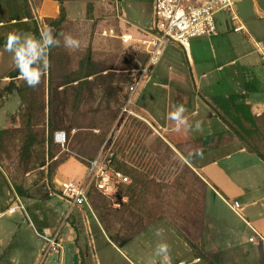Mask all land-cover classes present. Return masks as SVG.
I'll list each match as a JSON object with an SVG mask.
<instances>
[{"label":"rangeland","instance_id":"1","mask_svg":"<svg viewBox=\"0 0 264 264\" xmlns=\"http://www.w3.org/2000/svg\"><path fill=\"white\" fill-rule=\"evenodd\" d=\"M42 1L0 0V130L7 131L0 144V171L7 182L0 188V210L3 212L17 200L15 186L23 190L25 197L31 189L34 190L36 208L54 212V218L47 219L55 229L58 228V237L69 222L73 227L72 237H75L73 243L76 246L84 243L89 248L86 264H128L127 258L134 262L141 260L142 264H204V259L197 257L199 250L217 264H264V248L261 253L257 248L259 242L254 245H247L248 242L240 244L241 239L234 237V229L231 228H241V236H247L249 230L236 214L227 209L219 196L205 187L192 169L191 160L183 156H191L189 150L194 149L193 153L203 151L206 145H195L190 140V143L183 142L182 146L174 144L169 136L159 134L157 123L144 112L146 93L153 95L150 92L154 90L152 75L158 70L154 77L158 80L167 78L168 65L178 72L170 81V85L176 87L169 91L170 104L189 101L191 96H196L186 73L188 64L185 54L176 42L164 46L152 68L151 79L137 89L134 97L138 96L139 100L133 109L137 120L120 118V115L118 119L126 89L119 79L121 75H131L138 69L144 45L139 41L142 37H135L137 41L131 44H123L118 39L102 36V28L112 24L111 18L116 16L113 9L115 1L116 10L124 18L122 21H130L122 22L123 25L134 30H137L133 27L135 24L146 28L147 22L152 19L153 0H68L72 4L65 6L63 0L59 12L62 8L65 18L59 25L55 22L59 12L52 24L49 17L40 16ZM257 2L264 3V0ZM242 3H250L251 6V0L236 1L238 13ZM214 19L216 34L192 38L190 50L193 68L197 73L206 72V78H199L200 87L194 91L197 93L198 90L201 103L210 102L217 107V99L224 101L227 98L222 95L227 93V33L246 40L248 50L252 46L242 32L228 31V10L217 11ZM57 28L60 32L56 34ZM35 29L40 35L51 30L61 40V45L49 51L50 66L41 77L40 84L32 88L19 76L12 53L7 52L4 46L10 32L35 36ZM61 33L78 38L80 49L70 51L63 47ZM83 73L93 74L87 77L80 95L72 88L76 82L61 85ZM51 93L54 94L52 117L54 122L63 126L57 131L65 132L64 145L57 144L54 137L52 143L48 140V100ZM165 94L159 99L160 104L165 103ZM203 106L202 103L203 111L200 110V113H209L210 110L205 112L208 108ZM219 125L218 120H213L214 127ZM109 135L111 142L116 138L118 157L123 162L134 163L138 167L136 169L144 173L141 184L136 182L137 186H133L132 190L127 188L130 184L118 188L110 196L93 193L90 208H82V212H78L70 223V219L64 218L69 206L67 201L46 198V182L51 185L59 165L70 157L86 163L99 147L100 139L104 140ZM42 139V142H36ZM30 142L33 143L25 152L23 146ZM50 152L53 157L49 156ZM76 173L74 170L71 174ZM70 212L75 213L76 209L72 208ZM22 216L24 221L20 228L31 238L34 231L29 227L27 217ZM6 217L2 215L1 219ZM157 229L162 230L160 236L156 235ZM38 231L43 233L41 229ZM34 241L44 243L41 238ZM161 242L169 245L167 262L155 254L156 246ZM63 244L67 246L66 242ZM39 254L34 264L59 262L57 251L44 256L42 252Z\"/></svg>","mask_w":264,"mask_h":264},{"label":"crops","instance_id":"2","mask_svg":"<svg viewBox=\"0 0 264 264\" xmlns=\"http://www.w3.org/2000/svg\"><path fill=\"white\" fill-rule=\"evenodd\" d=\"M67 4L70 5L72 2L64 0V6ZM249 4L250 3L240 4L239 13L234 5V12L237 15L238 21H233L231 19V13L228 11V31L232 30L233 33L242 32L243 36L250 42L252 48L251 50H248L245 45L247 41L242 37H237L232 35V33L228 35L227 33V39L230 43L227 45L229 53L227 54V62H225V65L227 64V93L222 95L227 97L230 95H240V98L236 100V103L248 106L249 111L253 116L264 118V3H259L257 0H251V6ZM59 6L60 2L58 0H43L39 7L41 13L40 16H45L46 18L49 17L51 19L49 20V23L52 24L53 18L59 12ZM113 9L116 12V16L111 18L112 24L102 28V36L118 39L123 44H131L133 41H137L135 37H142L141 40L138 39L140 42L149 38L154 19L153 7L151 9L152 19L147 22V27L142 28L135 24L133 27L137 30L130 29L129 27H126V25H123L122 22L128 23L130 21L128 19L122 21L124 18H122L121 14L116 10V1ZM68 18L70 20L73 19L72 17ZM238 25H241L243 29L234 31L233 28ZM214 34H216V32ZM122 36H125L127 40L124 41ZM177 46L181 51L183 50L185 54L188 64L186 73L189 76L193 93L196 96H191V100L189 101L186 99L183 102L180 101L176 104H170L168 99L169 91L172 89L175 90L176 88L170 85V81L174 74L178 72L175 70V67L168 65L166 71L167 78L158 80L156 76L154 77L155 73H158V70H156L152 75L154 78H150V73L146 82H144L147 83L150 78L152 80L151 85L154 87V90L150 91L153 92V95L150 96V93H146L147 95L144 102L147 104L145 105L146 108L144 112L151 120L157 123L156 125H158L159 134L162 133L164 136H169L174 144L182 143L183 145V142L190 143L201 138V136L204 137L219 132H226L228 128L221 119L216 116L214 111L209 109V105L205 104L204 101H202V103L205 106L202 108H208V111L205 112H209V110L210 112L200 113L203 111L201 109L202 103L200 102L198 90V94L194 90L200 87L201 82L199 78H206L204 77L206 76V72L197 73L193 68L191 47L185 49L178 43ZM143 51L145 52L144 46ZM89 55L90 54H88V56ZM220 67L221 66L218 68ZM138 69L133 71L134 73L131 74L132 78L137 73ZM165 93L167 94V99L164 104H160L159 99L162 98ZM137 100H139V98L138 96H135L134 104L131 107L133 112ZM176 105H184L186 107L187 111L185 116L190 124L194 125L195 122L203 119L200 121L203 123L202 131L195 132L188 129H182L179 132L175 131V123L168 119V113L172 111L173 107ZM134 115L137 116L136 113H134ZM213 120H218L221 125H219L218 128L214 127ZM209 125H211V127ZM262 132L264 133V130ZM173 136L177 139H174ZM166 141L168 142V140ZM261 148V151L264 153V144H261ZM193 150H189L188 152L191 154V167L197 174L198 178L208 190L213 191L215 195L222 199L227 209L236 214L242 220V223L247 230H249L247 236H241V228H231L234 229V237L236 236L241 239L240 244L245 245V243L248 242L246 243L247 245H254L255 242H250L248 240L250 236L258 233L264 237V160L258 157L255 153L248 151L239 141L225 143L221 147L212 148L203 152L202 155H193L199 152L193 153ZM92 159L90 158L86 163H82L75 158L70 157L62 162L52 179V184L47 185L46 182L45 187H47V192L45 194H48L46 198L50 200L57 199L58 202L63 201L64 199L58 194L60 184L69 180H82L85 176L89 162ZM72 170H75V172L77 171V173L75 175L71 174L73 172ZM26 196L27 197L24 196V192L22 195L16 196L18 202L16 200L10 204V207H14L13 211H9L8 208L3 212L0 210V264H34L40 256L39 252H42V256H44L53 251L50 250L45 252L46 242L41 235L50 236L56 232L58 233V236L60 234L58 228L55 229L56 227L52 225L50 220H48L54 218V212L50 209L36 208L37 199L34 197V190L31 189L29 195ZM225 201L228 203L237 201L240 208L235 212ZM88 203L89 205L74 207L76 212H69L68 215L65 214L64 218L70 219V223H72L75 216L79 214L78 212H82V208H90L89 199ZM61 211L63 212L64 210ZM29 214L34 217V222L37 226L31 220ZM2 215H6L7 217L1 219ZM22 215L27 217L29 227L34 231V233L31 234V238L20 228L24 221ZM84 216L88 217V214H85ZM20 218L22 219L21 221L19 220ZM71 225L72 224H69L68 222L65 231L61 234L62 236L60 235V237H58V241L61 245V251L60 249L57 251L60 255L58 264H86V258L88 256L87 250H89V248L84 243L83 245L81 244L77 246L73 243V238L75 237H72L73 227ZM26 228L29 232L31 231L28 227ZM99 228L101 230L103 229L100 225ZM38 229H41L43 233H40ZM227 230H229V226H227ZM86 234H88L87 231ZM133 234L135 235L136 232ZM34 238H41L44 240V243L41 244L39 241H34L38 240ZM64 242H66L67 246L63 244ZM258 244L260 245H258L257 248L262 253L264 243ZM69 245H71L70 248ZM127 260L128 264H142L140 262L141 260L138 262L131 261L128 258Z\"/></svg>","mask_w":264,"mask_h":264},{"label":"built area","instance_id":"3","mask_svg":"<svg viewBox=\"0 0 264 264\" xmlns=\"http://www.w3.org/2000/svg\"><path fill=\"white\" fill-rule=\"evenodd\" d=\"M237 0H154L153 1V22L151 34L147 40L142 41L147 54V61L138 69L128 87V95L121 109L120 115L132 114L131 107L134 104V95L137 89L146 82L153 66L157 63L162 50L169 42H176L183 48H190L192 38L209 36L216 32L214 14L225 9L231 13V19L238 21L234 12V5ZM243 29L241 25L235 26L234 31ZM124 41L127 40L122 36ZM54 141L64 145L66 135L64 131H55ZM111 135H109L95 157L89 162L88 172L82 180H69L62 182L58 188V194L68 203V215L74 207L89 205L87 190L90 183L106 196L113 194L121 184L130 182V178L113 166L114 151L111 148ZM230 208L237 212L240 205L237 201L227 202ZM13 211L14 207L8 208ZM47 245L45 252L50 250L58 251L61 245L58 241V233L53 235H41ZM250 242L264 243V237L255 233L248 238Z\"/></svg>","mask_w":264,"mask_h":264},{"label":"trees","instance_id":"4","mask_svg":"<svg viewBox=\"0 0 264 264\" xmlns=\"http://www.w3.org/2000/svg\"><path fill=\"white\" fill-rule=\"evenodd\" d=\"M58 1L60 2V6H61V1H63V0H58ZM64 18L65 17L63 15L62 8H60L59 17L55 20L56 24L59 25L60 23H62L64 21ZM59 32H60V29L57 28L56 34ZM34 35L38 39L40 38V33L38 32L37 29L34 30ZM142 54H143V57L141 59V64L138 68H140L142 65H144L146 60H147V55L143 50H142ZM89 58H90V55L88 56L87 59H89ZM91 74H93V73H84V74L77 75L74 78H70L66 82L62 83L61 85L68 84V83L72 84V83L76 82V84L72 85V88L78 92V95H80L84 85L88 81L87 77L91 76ZM121 76L122 77L119 80H120V82H122L126 86V89H125V93L121 99V104L119 106L118 119H119L121 109L124 105L125 99L128 95V86L130 85L131 78H132L131 77L132 75H130V74H125V75H121ZM65 94H66V92H65ZM53 95L54 94L51 93L49 100H48V109H49L48 111H49V113H48V119H47V127H48V134H49V136H48L49 143L53 142L54 131L63 127L60 124V122H58V123L54 122V119L52 117V113L54 110ZM239 98H240V95H230L226 99H224V101H226V102H224L220 99H217L219 101V105L217 107L214 104L207 101V102H209L207 104L211 107V109L214 111L216 116L219 119H221V121L227 126L228 130L226 132H219V133H215L212 135H207V136H204V137H201V138H198V139L192 141L191 143L195 144V145H198V144L206 145V147L203 149V151L201 150L199 153H203V152H206L212 148L220 147V146L224 145L225 143H230V142L238 140V141L242 142V144L244 145V147L248 151L255 153L258 157H260L264 160V153L261 151V149H262L261 144H264V133L262 132L264 130V118L253 116L250 113L248 106L236 103V100H238ZM116 117H117V115H116ZM122 117H125V118L127 117L126 119L132 118V119L137 120V117H135L133 115H125V114L120 115V118H122ZM6 133H7L6 130H0V144H1L3 137ZM98 138L99 137H97V140H98ZM105 139L104 140H103V138L100 139V141H99L100 145L98 148H96V151H95L94 155L91 157V159L95 157L96 153L98 152V150L100 149V147L104 143ZM42 141H43V139L41 141H36V142H42ZM31 143H33V142H30L28 144L25 143V145L23 146V150H25V152H28V148L31 146ZM179 146H182V143L179 144ZM177 147H178V145H177ZM111 148L114 151V156H113L114 168L125 173L129 178L130 177L132 178V180L130 178L129 183L121 184L119 189L127 187L130 184L127 188H129V190H132L133 186H137V183L141 184L140 180L144 176V173L137 170L138 167H136V165L134 163H130L128 161L123 162L118 157L119 156V149H118L116 138H114V140L112 141ZM49 156L53 157V153L50 152ZM183 156L187 160L191 159V156H186L184 154H183ZM58 162L59 161H57L56 163H58ZM55 165H58V164H55ZM50 169L52 171V166ZM131 171H133V172H131ZM136 174H138L139 176H136ZM49 178L51 179V175L49 176ZM50 183L52 184V181H50ZM5 185H7V182L4 179V177L0 171V188L2 186H5ZM15 189H16V192L18 195L23 194V190L20 187L15 186ZM96 192L100 193L96 189V187L93 185V183H90L88 190H87V196H88V199L90 202H91L92 194L96 193ZM197 257L203 258L204 264H217L216 261L210 259L209 257H206L204 255V253H202L200 250L197 254Z\"/></svg>","mask_w":264,"mask_h":264},{"label":"clouds","instance_id":"5","mask_svg":"<svg viewBox=\"0 0 264 264\" xmlns=\"http://www.w3.org/2000/svg\"><path fill=\"white\" fill-rule=\"evenodd\" d=\"M63 37V47L70 51L79 50L81 41L71 34H60ZM61 45V40L53 35L51 30L41 33L37 39L33 35H27L19 31L10 32L7 36L5 50L12 53L19 76L26 82L29 87L35 88L41 82L45 70L50 66L48 58L49 51ZM187 109L184 105H176L168 113V119L175 123V131L188 129L195 132L202 131V122L197 121L194 125L190 124L185 116ZM202 155V153H196ZM162 234L161 229H157L156 235ZM155 254L162 256L167 262L169 260V245L166 242L158 243Z\"/></svg>","mask_w":264,"mask_h":264},{"label":"bare ground","instance_id":"6","mask_svg":"<svg viewBox=\"0 0 264 264\" xmlns=\"http://www.w3.org/2000/svg\"><path fill=\"white\" fill-rule=\"evenodd\" d=\"M127 36V35H126Z\"/></svg>","mask_w":264,"mask_h":264}]
</instances>
